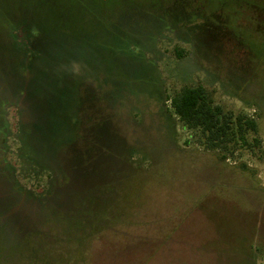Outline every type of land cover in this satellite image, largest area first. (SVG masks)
<instances>
[{
  "label": "rangeland",
  "instance_id": "1",
  "mask_svg": "<svg viewBox=\"0 0 264 264\" xmlns=\"http://www.w3.org/2000/svg\"><path fill=\"white\" fill-rule=\"evenodd\" d=\"M24 1L0 0V264H264V0ZM198 84L260 148L202 147L166 101Z\"/></svg>",
  "mask_w": 264,
  "mask_h": 264
},
{
  "label": "trees",
  "instance_id": "2",
  "mask_svg": "<svg viewBox=\"0 0 264 264\" xmlns=\"http://www.w3.org/2000/svg\"><path fill=\"white\" fill-rule=\"evenodd\" d=\"M15 9L20 13V17L16 15L13 19L17 25L16 30L20 23L29 25L28 30L26 28L24 32L26 38L31 39L32 44L35 43L40 33L45 36V33L37 30L38 24L45 30L49 22L42 19L43 16H40V13L29 7L25 1L18 4L16 8L13 7V10ZM48 31V34L52 32L49 28ZM12 47L21 51L15 44ZM168 100L174 115L182 126L189 130H197L202 147L209 151H217L219 158H225L223 152L225 150L232 152L236 149L260 148L261 142L258 137L253 136L251 140L248 139L249 134L257 133V122L252 117L241 113L234 115L232 112H225L221 105L214 102L211 92L204 86L185 85L170 99H166ZM0 117L3 118V114ZM4 133V130L0 133L2 143H4Z\"/></svg>",
  "mask_w": 264,
  "mask_h": 264
}]
</instances>
